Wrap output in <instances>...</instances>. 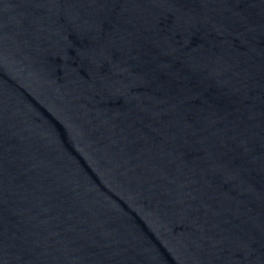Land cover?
I'll list each match as a JSON object with an SVG mask.
<instances>
[{"label":"water","instance_id":"water-1","mask_svg":"<svg viewBox=\"0 0 264 264\" xmlns=\"http://www.w3.org/2000/svg\"><path fill=\"white\" fill-rule=\"evenodd\" d=\"M0 264H264V0H0Z\"/></svg>","mask_w":264,"mask_h":264}]
</instances>
